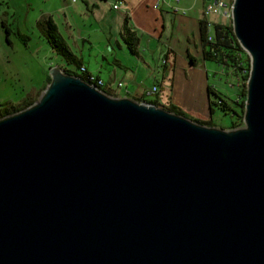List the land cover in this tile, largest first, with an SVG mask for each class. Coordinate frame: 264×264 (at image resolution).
I'll use <instances>...</instances> for the list:
<instances>
[{"label": "water", "instance_id": "1", "mask_svg": "<svg viewBox=\"0 0 264 264\" xmlns=\"http://www.w3.org/2000/svg\"><path fill=\"white\" fill-rule=\"evenodd\" d=\"M244 126L109 95L60 65L0 118V264H264V0H233Z\"/></svg>", "mask_w": 264, "mask_h": 264}, {"label": "crops", "instance_id": "2", "mask_svg": "<svg viewBox=\"0 0 264 264\" xmlns=\"http://www.w3.org/2000/svg\"><path fill=\"white\" fill-rule=\"evenodd\" d=\"M204 2L205 0L203 6ZM115 4L118 8H115ZM203 6L198 7V0H192V3H183L182 0H0V49L3 45L8 47L10 44L13 53L6 55L7 48L0 52L7 58L8 67H12V62L21 64V60L24 61L23 66L28 65L27 61L33 60L35 51L24 54L23 48L26 47L22 41H17L12 36L17 33L11 29L12 22L9 20L17 12H25L22 27L17 25V32L23 34L28 33L30 27L36 25L43 15H51L73 49L76 48L81 53L88 44L87 49L92 52L96 46L102 57L113 56L115 64L124 69L130 84L120 81L123 87L120 88L119 96L155 100L164 108L177 102L193 113L189 114L193 120L196 117V121L205 122L210 115L207 104L210 99L208 65L206 61L196 65L200 55H205L204 44L201 43V28L205 20ZM126 16L129 17V26L140 38L138 52L134 56L122 39L123 18ZM224 20L220 18L215 22ZM5 27L9 28L10 35ZM21 29L25 31L22 32ZM121 56L135 59V64L132 63L134 67L123 66ZM188 56L192 60H187ZM85 66L86 71L90 72L88 66ZM116 72L114 68L110 75H115ZM45 73L48 80L46 69ZM90 74L93 75L91 72ZM154 84L159 85V91L149 94L148 91ZM243 86V81L239 80L238 93H242ZM211 89L217 91V88ZM148 95H154L155 98L149 99ZM168 96H172V101L167 105ZM197 115H202L203 118Z\"/></svg>", "mask_w": 264, "mask_h": 264}, {"label": "rangeland", "instance_id": "3", "mask_svg": "<svg viewBox=\"0 0 264 264\" xmlns=\"http://www.w3.org/2000/svg\"><path fill=\"white\" fill-rule=\"evenodd\" d=\"M82 0H80L81 2ZM183 3H186L189 1L192 3V0H182ZM186 1V2H185ZM216 2H224V0H216ZM203 6V0H198V7ZM25 12L19 11L16 13V15L13 18H10L9 22H12V25L10 26L13 31H15L18 35H12L15 37V39L20 40L21 33L18 31V24L22 27ZM127 17V16H126ZM126 17L123 18L124 23ZM83 18V17H82ZM129 18V17H128ZM222 19V17H217L215 15H211V20H219ZM225 22V21H224ZM232 22V20H229V23ZM228 23V24H229ZM21 31H25L24 29H21ZM61 31V30H60ZM63 32V31H61ZM29 33V34H28ZM28 33L23 32V34L26 35H32L30 36V40L28 41L27 45H24L23 48L24 54H33V60H28V65L23 66L24 61L21 60V64L18 63L13 64L11 63L12 67L7 66V58L2 56L0 52V103L1 102H11L15 105L21 104L25 98L30 97L31 100H37L39 95H41L43 89L47 85V79L45 75V69L46 72L49 75V70L52 66L65 65V60L51 49V47L48 45L47 40L43 37L42 33L38 29L36 25H32L30 29L28 30ZM63 34V33H62ZM64 36V35H63ZM64 39L67 41V39L64 37ZM123 39V38H122ZM68 42V41H67ZM125 42V41H124ZM203 45V39L201 41ZM19 44V43H17ZM70 45V43L68 42ZM22 45V46H23ZM8 45H3L0 50H5V54L12 55L13 49H11ZM89 47L88 44H86V50L84 52H78L71 46L74 53H76V56H78L85 65L88 66V69L91 73H93L94 76H100L105 80V83L108 84V89H111L112 93H116L119 95L121 93L120 88L117 87V83L120 81H123L124 84L129 85V81L127 80V74L124 72V69H120L118 67L114 60L113 56H108L107 58L102 57V53H100L99 49L95 46L94 49L89 50L87 49ZM208 49V46L206 47ZM15 50V49H14ZM132 51V50H131ZM23 52V51H22ZM133 52V51H132ZM242 59H245L249 57V54L242 48ZM78 53V54H77ZM132 54V53H131ZM135 52H133L134 56ZM204 55H200L199 62L196 63V65L203 64V61L207 63L208 67V79L210 88L214 87L217 88L215 92H217L218 96L222 97V99L229 104V106H232L237 112H241V109L237 104L234 103L235 99L238 98L237 94L241 95L242 93H238V86H239V80L243 81L240 75L238 73L235 75L233 73L234 69L232 66L221 64L214 59L206 58ZM190 56L187 57V60H189ZM121 64L123 66H131L134 67L133 64H135V59L129 56H121ZM15 63H17L15 59ZM133 63V64H132ZM230 64V63H229ZM52 65V66H51ZM50 66V67H49ZM11 68V69H10ZM117 71L116 74H111V70L114 69ZM14 70V71H13ZM129 72V71H128ZM41 73L43 75H41ZM17 74V75H16ZM239 77V79L237 78ZM111 82V83H108ZM130 88H133L132 85H130ZM104 90H108L107 88H103ZM245 87L242 88V91H244ZM132 90V89H131ZM125 93L123 92L122 95ZM210 99L207 101V104L209 106L210 115L207 119V122L212 123L213 125L226 128V129H232L233 123L236 122L237 128L244 126L243 119H238L237 114L235 115L231 109H224L221 104H218L217 101L219 100V97L214 95L213 93L208 94ZM131 97V96H130ZM149 99L155 98L154 95H148ZM164 97V93H163ZM172 96H168L166 99L167 105L171 103ZM173 105L178 108L181 114L178 113V115H183L187 118H190L193 120L192 116L189 114H193L186 108L181 107L178 105L177 102L173 103ZM211 107L213 108V112L211 110ZM175 108V109H176ZM202 116V115H201ZM201 116H198L199 118H203ZM197 118L195 117V120Z\"/></svg>", "mask_w": 264, "mask_h": 264}, {"label": "trees", "instance_id": "4", "mask_svg": "<svg viewBox=\"0 0 264 264\" xmlns=\"http://www.w3.org/2000/svg\"><path fill=\"white\" fill-rule=\"evenodd\" d=\"M36 26L42 33L43 37L47 40L48 45L51 47L53 52L60 55L65 60V65L61 66L62 70L66 73L75 74L76 76H81L83 79L90 81V83H97L100 79H102L99 76H94L90 74V72L86 71V66L82 63L81 59L76 56V53L72 50L71 46L68 44V42L64 39V36L62 32L60 31L55 19L51 15H43L36 23ZM206 20L203 21V26L201 28L202 36H203V44H204V56L209 59H214L215 61L224 64L226 66L230 65L235 70L234 72L243 80L244 86H246L248 73L250 72V60L249 57L242 59V48L239 45V41L236 38L233 29H232V23L229 24H216L214 26L213 30V40H209L208 38V29L206 27ZM6 32L8 35H10L9 28L5 27ZM7 35V36H8ZM18 35V34H17ZM20 41L27 45L28 41L30 40V35L21 34L19 35ZM122 36L123 40L127 44V46L135 52V54L138 52V41L139 37L136 34V31H134L129 26V18L126 17L125 23H123L122 26ZM208 46V49L206 48ZM230 63V64H229ZM82 67H84V70H82ZM51 80V77L48 76L47 83ZM103 80V79H102ZM103 83L105 85H98L101 89L107 88L106 86L108 84L105 83V80H103ZM108 89V88H107ZM104 90V89H103ZM109 95H118L116 93H112L111 89L104 90ZM208 92L213 93L214 95L218 96L217 92L212 90L210 87H208ZM222 107L224 109H231L233 113L236 115L238 119H243L244 116V101H246V87L244 91H242V94L239 95L238 98L235 99L234 103L237 104V106L240 107L241 112H237L232 106H229L227 102H225L222 97L218 96ZM134 98V97H133ZM136 101H146L148 103L159 105L155 100H146L143 98H134ZM35 100H31L30 97L25 98L21 104L15 105L11 102H4L0 104V118L4 117L12 112H17L21 109L26 108L29 105H32ZM174 105L169 106L167 109L170 111H176L178 113H182L176 108ZM212 112L214 111L211 107ZM203 124H207L209 126L213 125L210 122L207 121H199ZM234 122L233 127L237 126Z\"/></svg>", "mask_w": 264, "mask_h": 264}, {"label": "built area", "instance_id": "5", "mask_svg": "<svg viewBox=\"0 0 264 264\" xmlns=\"http://www.w3.org/2000/svg\"><path fill=\"white\" fill-rule=\"evenodd\" d=\"M75 1V0H73ZM232 3L233 0H224V2H216V0H205L204 2V6H203V11L202 14L206 20V27L208 29V38L209 40H213L214 35L213 30H214V26L216 24H222V25H226L230 19H231V12H232ZM115 8H118V5L115 4ZM211 15H215L217 17H222V19H225V22L219 21V22H215L214 20L210 19ZM82 70H84V67H82ZM96 85H105L103 83V80L100 79L97 83H95ZM108 88V86H106ZM117 87L122 88L123 87V83L122 82H118L117 83ZM159 91V85L158 84H154L151 89L148 91L149 94H153V93H157ZM218 103H221L220 100H218Z\"/></svg>", "mask_w": 264, "mask_h": 264}, {"label": "clouds", "instance_id": "6", "mask_svg": "<svg viewBox=\"0 0 264 264\" xmlns=\"http://www.w3.org/2000/svg\"><path fill=\"white\" fill-rule=\"evenodd\" d=\"M232 19H230V21H231ZM232 23V22H231ZM228 24V23H227ZM242 48V47H241ZM250 57V56H249ZM250 60V59H249Z\"/></svg>", "mask_w": 264, "mask_h": 264}]
</instances>
